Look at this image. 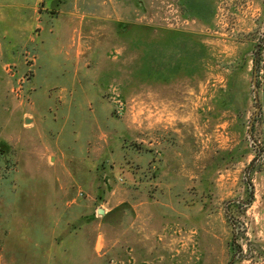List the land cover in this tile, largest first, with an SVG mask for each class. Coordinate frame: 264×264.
Here are the masks:
<instances>
[{
  "label": "rangeland",
  "instance_id": "374dc122",
  "mask_svg": "<svg viewBox=\"0 0 264 264\" xmlns=\"http://www.w3.org/2000/svg\"><path fill=\"white\" fill-rule=\"evenodd\" d=\"M0 264H264V0H0Z\"/></svg>",
  "mask_w": 264,
  "mask_h": 264
},
{
  "label": "water",
  "instance_id": "95a60500",
  "mask_svg": "<svg viewBox=\"0 0 264 264\" xmlns=\"http://www.w3.org/2000/svg\"><path fill=\"white\" fill-rule=\"evenodd\" d=\"M27 122H29V119L27 120ZM98 211H99V213H104L103 209H99Z\"/></svg>",
  "mask_w": 264,
  "mask_h": 264
},
{
  "label": "crops",
  "instance_id": "0c3cea01",
  "mask_svg": "<svg viewBox=\"0 0 264 264\" xmlns=\"http://www.w3.org/2000/svg\"><path fill=\"white\" fill-rule=\"evenodd\" d=\"M72 18V17H71Z\"/></svg>",
  "mask_w": 264,
  "mask_h": 264
}]
</instances>
